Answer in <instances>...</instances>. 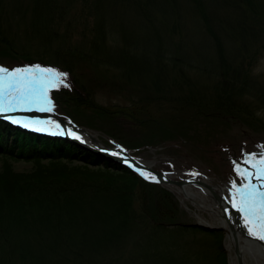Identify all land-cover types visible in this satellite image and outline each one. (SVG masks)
I'll return each instance as SVG.
<instances>
[{
    "label": "rangeland",
    "instance_id": "1",
    "mask_svg": "<svg viewBox=\"0 0 264 264\" xmlns=\"http://www.w3.org/2000/svg\"><path fill=\"white\" fill-rule=\"evenodd\" d=\"M78 1L62 6L61 9L48 4L46 9L42 8L37 13L36 8H33L32 0H0V36L10 37L13 43L18 45L15 46L17 51L24 42L27 43L21 38L25 34L33 39L34 33L41 29L44 37L46 33L54 37V40H44V49L32 53L34 60L43 62L38 61L34 65L19 60L20 58L17 59L16 54L7 55L8 49L0 46V67L9 70L28 69L27 72L4 73L6 77L3 82L4 90L11 93L13 87L33 84L38 92L40 106L45 112H50L53 116L64 120H71L78 126L86 128L105 145L114 147L118 145L116 140L124 143L131 154L152 165L155 170L167 173L178 172L186 180L193 179L199 174L205 175L226 187L228 197H237L246 203L249 209L263 204L259 217L264 219V201L263 199L258 201V196H254L257 190L253 187L256 180L254 175L264 172V163H259L264 159L260 155L264 153V26H258L256 29L258 38H248L253 41L247 46L242 47L226 41L229 58L231 57L232 60L236 58L233 61L239 63L238 65L228 63L231 69L236 71L242 65L239 74L242 75L240 78L242 77L243 80L245 66L244 70L249 71L251 78L245 92L233 86H229L227 89L229 91L226 92L223 88L225 79L221 75L214 74L218 68L214 43L188 2L179 0L180 17L176 14L174 16L175 19L179 17L182 24L181 32H177L172 25L175 20L173 16L164 13L161 18H157L156 13L160 11L154 6L149 8L148 12L155 15L157 22L156 25L149 24V26L134 1L116 6L114 0H105L97 7L99 12L93 14L90 8L87 9L88 6L85 7L82 1ZM101 13L105 14L106 20V23L102 21L106 45L102 47L103 42L99 45L102 48L100 59L113 66L124 65L126 68L122 71L97 64L98 62L92 60L89 63L76 53L91 49L94 40L92 34L94 27L99 25ZM219 14L227 15L223 10H220ZM22 18L25 20L20 24ZM164 23L170 25L165 28ZM124 45L126 47L122 51ZM124 51L134 53L129 54L128 63L126 59L123 60ZM159 55L163 58L161 62L163 65L160 70L158 69L162 72L161 75L154 69L156 56ZM175 58L178 59L176 63H174ZM168 59L173 63L167 61ZM53 64L61 69L58 70ZM37 65L39 68L34 67ZM181 70L187 73L191 85L184 83L187 81ZM47 71L55 72L57 77L59 73H66V78L69 79L71 74V81L75 80L77 85L90 95L93 103L91 106L96 105L100 110L72 107L62 99H58L57 102V99L51 96L57 90L54 86L55 82L51 80L52 78L46 77ZM47 84L51 86L49 96L46 93ZM189 89L194 91L196 89V103L176 99L190 92ZM170 91L173 93L168 94ZM221 95L225 96L222 98L224 103L237 106L238 110L234 111L236 116L227 117L215 111L217 109L212 102L214 103V99ZM48 98L51 102L47 101ZM200 98L204 100L200 101ZM152 100L154 102H149ZM141 101L145 102L144 107L153 120L143 127L137 125L138 121L127 120L119 114H114L113 117L105 116L101 111L102 109L111 112L136 106L139 104L137 102ZM183 105L190 108H183ZM180 108L184 109L183 113L176 111ZM51 119L54 123L50 124L51 127L60 132L55 128L58 127L55 126L56 124L61 126L60 121L55 117ZM139 119L143 120L142 117ZM161 124L164 126H160ZM165 129H171L173 132L166 133ZM0 132L5 133L10 144L17 138L16 131L10 132L4 125H0ZM245 160L247 163L244 162ZM7 169L21 177L52 174L55 170L64 171L62 173L69 176L80 177L87 171L90 174L110 177L113 181L120 179L116 169H108L105 166L102 168L81 159L65 160L55 165L46 160L37 164L33 161L11 160L0 156V176ZM160 187L170 191L178 202L176 210L168 207L170 212L172 211L170 215L173 222L197 224L202 223L201 219L204 218L209 223H217L218 217L214 216L215 214L198 209L188 200H182L169 186L160 185ZM245 192L249 195H245ZM137 193L138 191L133 196V207L139 214L142 213L140 210L142 203ZM211 195L217 202L213 192ZM162 200L161 197L160 201ZM161 204L167 208L165 201ZM147 208L151 210L149 205ZM147 222L150 224L152 221L149 219ZM209 229L222 231L223 245L228 262L231 264L234 250H228L227 232L216 225L210 226ZM161 239L164 244H168L169 240L166 236H161ZM182 239L185 244L180 243L181 249L194 253L204 243L201 238L193 239L187 236ZM38 262L41 261H37V264H40ZM248 262H251V258H248ZM41 263L48 264L47 259H43ZM0 264L24 263L10 260L8 262L7 259L1 258Z\"/></svg>",
    "mask_w": 264,
    "mask_h": 264
},
{
    "label": "trees",
    "instance_id": "2",
    "mask_svg": "<svg viewBox=\"0 0 264 264\" xmlns=\"http://www.w3.org/2000/svg\"><path fill=\"white\" fill-rule=\"evenodd\" d=\"M74 1L32 0V4L38 13L42 8L46 9L48 4L49 6L54 5L56 9H61L62 6L71 5ZM80 1L85 7L88 6L87 9L90 8L91 14H93L99 12L97 7L105 0H79L78 2ZM114 1L116 6L124 3L129 4L132 1L136 2L137 9L142 13L143 19L148 25H156L157 18H161L164 13H169L173 19H175V14L180 17L179 0ZM184 1L188 2L195 10L203 28L214 43L218 63L217 71L214 74L221 75L225 79L224 90L228 92L229 86H233L245 92L251 81L249 71L244 70V66L245 75L242 80V77L240 78L242 75L239 74L242 65L236 71L231 69L228 63L234 65L239 63L233 61L236 58L233 60L231 57L229 58L226 41L243 47L253 41L248 38H258L256 29L260 25L264 26V1ZM152 6L160 11L156 13L157 18L148 12ZM220 10H223L227 15L219 14ZM179 17L172 23L174 31L177 32L180 31L182 24ZM24 20L22 18L20 24H23ZM102 21L106 23L104 13L100 14L99 25L94 27L92 34L94 40L91 49L76 53L89 63L92 60L98 62L97 64L122 71L126 68L124 65L113 66L100 59L102 48L99 45L102 42L104 44L102 47L106 45ZM163 25L166 28L170 23ZM34 34L33 39L28 38L27 34L21 37L27 43L24 42L25 45L22 44L19 51L15 48L18 45L6 35L0 36V46L8 49L6 50L8 52L3 51L7 55L16 54L17 59L20 58L19 60L34 65L42 60H34L32 53L44 49L45 39L54 40L50 33H46V37H44V32L41 29ZM124 47L126 45L122 46L121 50ZM122 53L123 58L125 57L123 60L126 59L127 63L130 60V55L134 54L132 51ZM156 57L157 62L154 69L161 75L162 72L159 71V68L163 65L161 63L163 58L160 55ZM132 58L134 59V56ZM177 60L175 58L174 63ZM167 61L172 62L171 59ZM54 66L58 70L61 69L56 64ZM46 73L48 74L46 77L52 78L51 80L55 82L54 86L57 90L55 89L56 92L52 97L57 99V102L58 99H62L72 107L99 109L96 105L91 106L93 103L90 95L83 90L84 88L77 85L75 80L71 81V74L69 79L60 75L57 77L53 71ZM181 74L187 81L184 83L191 85L188 82L187 73L181 70ZM158 89L160 91V88ZM230 89L232 90V88ZM189 91L183 97L178 96L176 99L196 103V89L195 91L189 89ZM172 93V91L168 92V94ZM222 98L225 96L216 97L214 103L212 102V105L217 109L215 111L219 115L227 117L236 116L234 111L238 110L237 106L224 103ZM202 100L204 99L200 98V101ZM149 102H154V100ZM137 103L139 104L136 106H128L111 112L102 109L101 111L105 116L113 117L114 114H119L127 120L138 121L139 127L152 123L153 120L147 108L144 107L145 102ZM182 107L190 108L185 105ZM183 110L176 109L181 113ZM139 117H142L143 120H140ZM0 125L6 126L3 122H0ZM162 125L164 126V124L160 126ZM6 127L10 132L14 131L9 126ZM167 130L166 133L173 132L171 129ZM15 131L17 138L11 144L5 133L0 132V156L5 159L33 161L37 164L46 160L55 165L65 160L81 159L102 168L105 166L108 169H116L120 179L113 181L110 177L90 174L87 171L83 172L80 177L69 176L62 173L64 171L57 172L55 170L52 174L50 173L51 175L21 177L12 174L7 169L0 176V260L4 258L8 262L9 260L19 261L24 264H37L38 260L42 262L43 259H47L48 264H229L223 245L222 231L210 230L197 224L173 222L170 215L172 211L170 212L169 208L176 210L178 202L170 191L160 187L159 184L148 182L130 169L114 165L91 151L78 148L63 139L37 137L19 130ZM116 142L124 149L128 148L124 143L118 140ZM136 191H138L137 195L140 196L142 203L140 209L142 213L139 214L133 207V196ZM161 197L162 201H160ZM159 201L160 203H158ZM164 201L167 208L161 204ZM148 205L151 210L147 208ZM149 219L152 221L150 224L147 222ZM161 236H166V239L169 240L168 244L162 242ZM187 236L193 237V239L201 238L204 241L201 248L195 253L181 249L180 243L185 244L182 238ZM192 244H196V242H192ZM41 262L38 263L42 264Z\"/></svg>",
    "mask_w": 264,
    "mask_h": 264
},
{
    "label": "bare ground",
    "instance_id": "3",
    "mask_svg": "<svg viewBox=\"0 0 264 264\" xmlns=\"http://www.w3.org/2000/svg\"><path fill=\"white\" fill-rule=\"evenodd\" d=\"M38 121L42 123L40 120ZM66 130L70 135L92 145L87 136H78V134L68 126ZM94 137H96V135H94ZM138 161L145 163L140 158H138ZM142 173L145 177L154 179L148 172L142 171ZM254 176H256V180L253 183V187L257 190L254 196H258V201L259 199H263L264 201V172ZM167 178L170 180H184L183 176L178 172L167 174ZM195 181L207 184L209 188L205 185L185 184L182 186H171V189L176 192L182 200H188L198 209L211 212L215 214L214 216L218 217V221L215 224L207 222L204 218L201 219V222L205 225H216L227 232L229 241L228 250H234V256L231 255V264H239V262H241V264H264V239L260 238L264 236V219L259 217V211L263 208V204L261 206L255 205L257 207L249 209L246 203L237 197H228L226 195L227 188L220 185L215 180L199 174L194 178V182ZM211 192L219 196L220 202L213 200ZM245 195L248 196L249 193L245 192ZM225 217L227 218L225 219ZM231 227L233 230H231ZM248 258H251V262H248Z\"/></svg>",
    "mask_w": 264,
    "mask_h": 264
},
{
    "label": "water",
    "instance_id": "4",
    "mask_svg": "<svg viewBox=\"0 0 264 264\" xmlns=\"http://www.w3.org/2000/svg\"><path fill=\"white\" fill-rule=\"evenodd\" d=\"M41 116L49 117L48 114H41ZM58 119L61 121L62 126L64 128L62 130V137L65 139V141L71 143L72 145L77 146L78 148L89 150L95 155L99 156L100 158L114 165L121 166L122 168L130 169L131 171H134L138 173L139 175H141L144 179H146L149 182H154V183H158L160 185H165L169 187L198 183L196 181L194 182V180H170L167 178L168 173L155 170L152 168V166L138 161V158L132 156L129 151L121 149L120 147H111L109 145H105L102 141L94 137V135H92V133L88 131L86 128L80 127L70 120H63L62 118H59V117ZM67 126L70 127L73 131H75V133L78 134V136L79 135L87 136L90 139L92 145H89L85 143L84 141H82L81 139L70 135L66 130ZM142 171L148 172L151 176L154 177V179H149L145 177L142 174ZM203 185L209 188L207 184H203ZM213 195H214V198L219 202L220 200L219 196L216 195L214 192H213ZM197 225L210 228V226L202 224L200 222L197 223ZM220 229H223V228H220ZM231 230H233L232 227H231ZM239 264H241V262H239Z\"/></svg>",
    "mask_w": 264,
    "mask_h": 264
},
{
    "label": "snow or ice",
    "instance_id": "5",
    "mask_svg": "<svg viewBox=\"0 0 264 264\" xmlns=\"http://www.w3.org/2000/svg\"><path fill=\"white\" fill-rule=\"evenodd\" d=\"M34 67L39 68L38 65L37 66H34ZM27 71H28L27 68H17V69H11V70H9V69H5V68L0 67V100H2L3 92H4V84H3V82L6 79V77L3 74L4 73H20V72H27ZM59 75L61 77H65V78L67 77V74L66 73H59ZM65 86H67V85H65ZM4 111H6V109L2 106V104H0V112H4ZM248 155L255 156L256 154H248ZM260 155L262 157H264V153H260ZM244 162L247 163V160H245ZM259 163H264V159H262L261 161H259ZM234 164H235V162H234ZM234 170H235V168H234ZM257 175H259V173H257ZM233 183H235V182H233ZM260 238L261 239H264V236H261Z\"/></svg>",
    "mask_w": 264,
    "mask_h": 264
}]
</instances>
